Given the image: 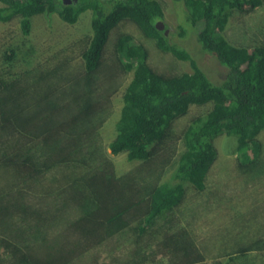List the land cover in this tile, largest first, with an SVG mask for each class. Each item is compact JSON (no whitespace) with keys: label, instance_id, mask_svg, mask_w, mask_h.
<instances>
[{"label":"trees","instance_id":"1","mask_svg":"<svg viewBox=\"0 0 264 264\" xmlns=\"http://www.w3.org/2000/svg\"><path fill=\"white\" fill-rule=\"evenodd\" d=\"M0 1L5 5L0 8V22L18 17L25 34L31 16L54 12L63 22L73 24L80 14L90 11L91 28V35L77 52L87 80L77 75L71 84L68 80L67 89L62 90L59 80L62 76L59 75L68 58L51 65V72L40 73L30 93L13 92V87L0 79L2 91L8 94V102L0 98V179L7 184L4 196L0 188L1 258L13 259L12 264H63L58 256L48 255L42 260L35 251H29L26 244L9 245L14 229L11 228L12 217L16 212L26 216L31 207L29 203L22 205L6 200L11 183L13 186L18 181L23 193L42 190L43 184L49 189L44 174L64 166L70 176L63 173L67 187L61 185L59 193H54V209L75 208L80 213L76 228L94 242L104 239L112 228L121 231L137 223L136 229L142 233L158 218L170 216L182 205L186 182L202 190L217 155L213 141L218 137L235 139L241 164L250 168L254 162L260 150L255 137L264 130V44L250 49L237 47L228 42L222 32L232 11L255 10L263 0H171L176 15L177 8L181 7L190 21V26L180 21L173 34L185 38L193 33V41L212 60L207 66L208 73L199 69L181 40L173 43L164 30L156 28L155 24L164 23L165 18L161 5L155 0H73L66 4L62 0ZM125 20L133 23L144 37L154 40L160 52L187 61L192 68L191 73L172 76L156 73L147 62L148 50L142 44L134 43L128 34H119L117 38L115 58L123 68L121 72L131 73V79L124 88L115 138L108 149L113 155L125 153L134 161L168 164L176 160L168 181L145 184L135 190H130L133 182L112 181L114 172L109 163L92 166V160H96L89 141L99 134V123L93 120L102 121L107 101H95L90 85H93V92L96 87L98 89L94 76L102 65L108 37ZM108 90L112 92L114 87L109 86ZM206 104H211L207 113L193 119L182 130H174L175 120L184 117L191 105ZM9 110L13 113L7 114ZM67 112L70 114L66 115ZM12 136L16 139L15 150ZM176 136H180L183 149L178 154L168 153V149L165 150L167 141L171 137L178 138ZM28 138H43L51 144L43 146L48 149L43 160L30 154ZM35 140L32 148L37 147ZM17 141L21 145L17 146ZM4 144L9 146L4 149ZM31 215L42 218L34 210ZM187 218L189 223L195 221L194 216ZM168 220L171 221V217ZM187 230L180 227L159 241L165 253L161 264H199L205 260L204 253L197 251ZM5 232H9L10 237ZM263 248L264 239H257L239 252L241 256L253 258L255 254H264ZM229 259L233 261L235 257ZM136 264L143 263L139 260Z\"/></svg>","mask_w":264,"mask_h":264},{"label":"rangeland","instance_id":"2","mask_svg":"<svg viewBox=\"0 0 264 264\" xmlns=\"http://www.w3.org/2000/svg\"><path fill=\"white\" fill-rule=\"evenodd\" d=\"M155 1L162 7L164 25L168 30L166 35L170 41L178 43V40H181V43L188 47L199 69L208 73L207 66L212 64V60L206 56L207 53L201 52L199 44L193 41V33H188L185 38L173 34L180 21L190 26L187 13L178 7L176 15L171 0ZM2 7L5 5L0 1V8ZM29 24L28 33L25 34L18 17L0 22V79L4 84L11 85L13 92L30 93L35 89L33 81L38 75L51 72L50 66L55 63L58 65L64 58L69 61L64 64L62 74L59 75L62 76L59 80L63 91L69 85L68 80L71 84V80L77 78V75H82L87 80L82 59L77 56V52L83 48L85 40L91 35L90 11L80 14L73 24L63 22L56 12L50 15H34L29 19ZM119 34L130 35L134 43L142 44L148 50L147 62L156 73L172 76L191 73L192 68L187 61H180L169 53L160 52L155 47L154 40L144 37L138 28L127 20L121 21L110 32L102 65L94 76L98 89L94 85L96 91L93 92V85H90L95 101H108L102 121L93 120L94 123H99V134L97 138L92 136L89 139L91 153L96 160H92V166L101 167L103 163H109L114 172L112 181L133 182L130 190H135L145 184H161L168 181L176 166V160L173 159L168 164L134 161L129 160L125 153L113 155L108 149L109 143L115 138V125L120 117L124 88L131 79V73L121 72L123 68L115 58L114 46ZM222 34L228 42L237 47L250 49L256 44H264V0L255 10H247L245 13L232 11ZM109 86L114 87L112 92L108 90ZM7 96L0 87V98L8 102ZM62 98L66 101L65 96ZM14 103L16 104V101ZM210 107L211 104L191 105L184 117L175 120L174 130L179 131L187 127L193 119L207 113ZM6 113L11 114L13 110ZM68 114L70 113L67 112L66 115ZM176 137L178 138L171 137L167 141L165 150L168 149V153L178 154L183 149L180 136ZM34 140L35 138H28L30 154L43 160L48 153V149L43 146L51 144L41 138V142L35 140L37 147L32 148ZM255 141L259 143L260 150L250 168H247L246 164H241L238 160L239 152L235 139L218 137L213 141L217 155L206 174L202 190H197L186 182L182 205L170 216L158 218L155 224L149 225L142 233L136 229L137 223L128 224L129 226L121 231L112 228L104 239L94 242L92 238L81 235L79 228H76L80 213L75 208L69 206L64 210L54 209V193H59L62 186L67 187L63 173L70 176L64 166H57L44 174L49 189L43 184L42 190L23 193L18 181L13 186L11 183L7 189L6 200L22 205L29 203L31 207L28 208L26 216L16 212V216L12 217L11 228L14 229L11 237L9 232H5L10 237L8 243L10 242L11 246L15 243L26 244V248L31 252L35 251V255L42 260L48 255L58 256L63 264H136L139 260L143 264H161L165 253L159 241L169 232H176L183 227L184 230L188 229V236L197 251L205 255V260L199 264H264V254L247 258L239 252L240 248L250 246L257 239H264V130L255 137ZM11 144L15 150V136H12ZM19 145L21 143L17 141V146ZM8 146L4 144L2 148L6 149ZM176 154L173 155L177 156ZM3 183L0 179L1 196L5 195L4 190L7 187V184ZM39 197L42 198L41 201ZM91 204L89 203L90 206ZM31 210L40 213L42 218L33 217ZM188 215L194 216L195 221L189 223ZM170 217L171 221L168 220ZM168 227L172 228L169 230ZM232 256L235 259L230 261ZM257 258L259 260H256ZM12 262L13 259L9 260V257H0V264Z\"/></svg>","mask_w":264,"mask_h":264},{"label":"water","instance_id":"3","mask_svg":"<svg viewBox=\"0 0 264 264\" xmlns=\"http://www.w3.org/2000/svg\"><path fill=\"white\" fill-rule=\"evenodd\" d=\"M63 3H65V0H63ZM156 28L159 30H163L164 29V25L161 21L157 22L155 24ZM168 30H164L165 35L167 34Z\"/></svg>","mask_w":264,"mask_h":264},{"label":"flooded vegetation","instance_id":"4","mask_svg":"<svg viewBox=\"0 0 264 264\" xmlns=\"http://www.w3.org/2000/svg\"><path fill=\"white\" fill-rule=\"evenodd\" d=\"M66 3L74 2L73 0H65Z\"/></svg>","mask_w":264,"mask_h":264},{"label":"clouds","instance_id":"5","mask_svg":"<svg viewBox=\"0 0 264 264\" xmlns=\"http://www.w3.org/2000/svg\"><path fill=\"white\" fill-rule=\"evenodd\" d=\"M62 3H63V0H62ZM65 4H66V2H65ZM37 15H38V14H37ZM41 15H43V14H41ZM33 16H34V15H33ZM31 17H32V16H31ZM31 17H30V18H31ZM30 18H29V19H30ZM161 22H162V21H161ZM162 23H163V22H162ZM163 25H164V23H163ZM163 30H167V29H163Z\"/></svg>","mask_w":264,"mask_h":264}]
</instances>
